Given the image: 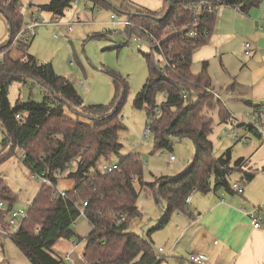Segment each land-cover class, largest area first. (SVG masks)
Instances as JSON below:
<instances>
[{
  "label": "trees",
  "instance_id": "trees-1",
  "mask_svg": "<svg viewBox=\"0 0 264 264\" xmlns=\"http://www.w3.org/2000/svg\"><path fill=\"white\" fill-rule=\"evenodd\" d=\"M74 1L77 0H47L36 6L54 16H64ZM90 1L96 6L108 5L107 0ZM189 1L166 0L160 12L142 8L136 12L120 9L135 23L155 30L163 38L166 53L175 57L172 66L163 69L155 63L154 50L146 54L148 78L134 99L135 107L147 106L155 148L172 149V137L190 138L195 146L194 159L185 171L177 176L162 175L149 181L144 179L142 161L135 153L122 157L116 169L101 171L99 168L102 160H110L123 148L119 135L127 129L121 119L129 93L126 80L114 74L116 92L109 104H84L75 85L58 74L51 63H39L31 54H28V62H23L21 56L12 55V37L25 22L22 0H0V10L7 17L10 28L9 39L0 45V51L4 50L0 61V126L5 147L11 145L10 150L0 153V162L20 147L24 151V163L35 173L46 171L53 180L52 184L41 186L28 217L10 235L33 264H66L63 257L55 254L54 246L61 238L76 235L72 226L82 209L92 225L84 251L89 264H160L162 257L152 239L129 230L131 220L141 214L135 181L151 190L158 204L166 202L156 229L165 227L175 212L192 218L189 197L193 192L234 190L228 175L241 166L243 158L232 163L231 148L222 156L214 157V143L210 138L214 123L211 110L218 106L222 121L229 120L231 115L213 91L208 62H204L202 71L197 74L191 69L194 51L213 34L217 10L204 13L198 25L200 29H209L211 34L208 37L192 36L185 30L178 31L191 20L187 9ZM210 1L245 13L262 2ZM126 28L130 36L136 30L134 26ZM29 44L20 48L26 49ZM27 78L41 83L46 90L45 98L13 106L9 100V87L13 82ZM161 93L165 98L158 103ZM249 128L259 135L253 127ZM63 174L74 184L66 189L65 197H53L59 176ZM253 176V172L244 173L247 180ZM0 200L11 205L17 200V195L1 175ZM0 224L6 225L1 211Z\"/></svg>",
  "mask_w": 264,
  "mask_h": 264
},
{
  "label": "rangeland",
  "instance_id": "rangeland-1",
  "mask_svg": "<svg viewBox=\"0 0 264 264\" xmlns=\"http://www.w3.org/2000/svg\"><path fill=\"white\" fill-rule=\"evenodd\" d=\"M45 1L47 0H22L21 11L24 13L25 21L32 15L42 18L44 22L48 21L53 15L39 10L36 6ZM142 1L107 0V6H96L90 0L74 1L65 10L64 16H60L62 21L73 23L71 32H64L57 37L55 33H60L59 28L44 23L36 29L28 47L22 49L14 46L12 55L19 57L23 54H31L39 63H51L58 74L75 85L86 105L109 104L116 92L114 74L122 76L129 86L128 97L121 114V119L127 126V129L121 131L119 135L123 148L110 160H102L99 168L104 171L103 164L118 163L122 157L135 153L142 161L144 179L151 181L162 175L177 176L185 171L194 159L195 146L190 138L172 137V149H156L154 133L149 138L142 139V133L148 123L147 106L135 107L134 99L148 78L149 62L146 54L150 51V47L146 41H138L134 36H130L126 26L120 22L126 17V13L120 11L121 7L136 12L134 11L138 7L136 5ZM163 6L164 2L156 10L160 12ZM226 6L218 5L217 13ZM112 14L116 15V21L118 20L116 23L113 22ZM9 31L8 19L0 10V45L9 39ZM211 39L212 37L194 51L191 69L197 74L202 71L204 62H208V73L213 85L216 86L217 93L222 96V101L231 115L229 120L222 121L218 106L210 112L214 120L213 131L210 134L214 143L213 156L220 157L231 148L234 160L239 156L250 155L253 161L259 162L264 158V142L262 143L264 136L256 134L249 127L237 126L238 120L246 124H254L251 114L254 111L253 107L245 100L247 96L243 97L238 90L229 89V86H236L240 81L241 75L236 76V69L246 67L249 56L246 53L243 55L234 53L232 55L234 65L228 66V61L226 62L230 74L224 69L221 53H216L211 46ZM238 40H231L236 45L234 46L236 52L241 45ZM247 41L248 39L243 38L242 45L244 46ZM45 95V88L34 78L15 81L9 87V100L13 106L31 99L43 101ZM164 98L165 95L158 94V103ZM225 130L235 133L237 138L231 137L225 133ZM245 137L248 138L247 143ZM3 140L4 133L0 126V153L7 152L11 146L5 147ZM172 154L175 155L176 160L170 164L169 159ZM65 174L60 175L57 182L61 190L69 189L74 184L72 179L64 176ZM0 175L17 195L14 208L29 209L43 185V178L24 163V151L20 147H16L14 154L7 160L0 162ZM240 177L241 174L235 170L228 175L231 185L237 182L244 188L246 183H242ZM135 185L139 192L137 205L141 214L131 220L130 230L147 236L153 233L157 245L166 244L164 242L167 236V232H164L166 227L156 229L166 202L158 204L152 191L142 187L138 180L135 181ZM222 189L225 192L229 191ZM175 215L176 213L171 219H174ZM72 228L76 235L71 238H61L54 246V252L64 258L67 251H71L70 263L89 264L84 257L86 246L84 239L92 230V225L86 215L81 213ZM10 235L5 236L0 232V264H33ZM73 240L79 242L77 247L72 245ZM170 258L166 257L160 264H168Z\"/></svg>",
  "mask_w": 264,
  "mask_h": 264
},
{
  "label": "crops",
  "instance_id": "crops-1",
  "mask_svg": "<svg viewBox=\"0 0 264 264\" xmlns=\"http://www.w3.org/2000/svg\"><path fill=\"white\" fill-rule=\"evenodd\" d=\"M163 2L165 5L166 0H143L136 6L137 9L158 11L156 9ZM211 37V46L216 53H221L226 70L227 61L228 66L234 65L232 55L245 54L246 43H250L248 64L236 69V76L241 75L240 81L236 86H229V89L238 90L243 97L247 96L245 100L254 111L264 110V0L247 13L232 6L218 11ZM243 38L248 39L244 46L241 42ZM233 39H239L241 44L238 52L235 51L234 41H231ZM227 71L230 73L229 68ZM212 88L217 91L213 82ZM238 158H243V162L235 171L241 174L242 183H246L242 193L235 189L225 192L222 188L206 194L195 191L189 197L193 217L175 212L174 219L165 226L166 244L157 245L153 233L150 236L148 234L162 257L161 261L169 256L168 264H197L189 261L188 256L202 252L208 258L200 264H264V158L259 162L253 161L250 155ZM175 160L169 159V163ZM235 160L232 155V163ZM246 172H253L254 176L247 180L244 178ZM255 209L261 221L258 227L254 226L248 214Z\"/></svg>",
  "mask_w": 264,
  "mask_h": 264
},
{
  "label": "built area",
  "instance_id": "built-area-1",
  "mask_svg": "<svg viewBox=\"0 0 264 264\" xmlns=\"http://www.w3.org/2000/svg\"><path fill=\"white\" fill-rule=\"evenodd\" d=\"M217 6L218 5H216L214 2L210 0H190L187 3V9L191 15L190 16L191 20L185 25H182L178 29V31L182 32L185 30L189 35L192 36L202 34L205 37H208L211 34L210 30L207 28L204 30L200 29L198 25L200 24L201 16L206 12L215 10ZM111 17L114 23L118 21V20L116 21L115 14H112ZM120 22L126 27L134 26L136 28V30L133 31L131 36H134L135 40L146 41L149 44L150 51L154 50L156 65H158L160 68L163 69L172 66L175 57L169 56L166 53L165 47L162 44L163 38L158 36L155 30L144 24L135 23L132 19L129 18L128 15ZM44 23H50L59 28L60 33H55V36L57 37L60 36V34H63L64 32L66 33L71 32L73 29L72 26L73 23L69 21H62L60 16H53L48 21L44 22L42 18L32 15L28 20L24 22L19 32L12 37L11 46L20 47L22 45L31 42L32 38L36 33V29ZM250 52H251L250 43H246V53L249 54ZM3 56H4V50L0 51V61L2 60ZM21 60L23 62H28L29 61L28 55L27 54L22 55ZM213 91L216 97L222 100L221 98L222 96L219 93H217L216 90L213 89ZM156 110H158V108ZM251 114H252V118L254 119V124H246L244 121L238 120L237 126L241 125L245 127H253L255 130H257L260 136H264V110L256 109ZM17 117L20 118V114H17ZM152 133L153 132L150 128V125L147 123V126L145 127L142 133V139L144 140V138L146 139L149 138ZM225 133L229 134L233 138H237V135L233 132H229L225 130ZM244 139L245 142L247 143L248 138L245 137ZM175 159H176L175 155L170 156V161H173ZM103 167L105 169L104 171H111L118 167V163H113V164L109 163L105 165L103 164ZM39 175L43 178V184L53 183L52 177L49 174H47L46 171H41ZM232 187L239 193H242L243 191V187L237 182L233 183ZM66 194H67L66 190H61L56 185V189L54 191L53 197L58 195L65 197ZM84 204L86 205L87 202H84ZM29 209H25V208L15 209L14 206L11 205V203H9L8 201L0 200V211L2 213V218L6 222V225L0 224V232L3 233L5 236H7L10 235L12 232L17 231L23 224L25 218L28 217ZM81 213H84L83 209ZM248 214L251 217L254 226L258 227L261 225L260 217L258 216L256 209L254 211L248 212ZM121 219L125 220V217L122 216ZM84 240H86L87 242V237ZM72 245L74 247H77L79 245V242L77 240H73ZM160 250L162 251L163 248L161 247ZM207 258L208 255L202 252L192 253L188 256L189 261L197 264L203 263L205 260H207ZM64 259L66 261V264H74L69 262L70 253H67Z\"/></svg>",
  "mask_w": 264,
  "mask_h": 264
},
{
  "label": "water",
  "instance_id": "water-1",
  "mask_svg": "<svg viewBox=\"0 0 264 264\" xmlns=\"http://www.w3.org/2000/svg\"><path fill=\"white\" fill-rule=\"evenodd\" d=\"M159 19H160V20H162V19H163V17H159Z\"/></svg>",
  "mask_w": 264,
  "mask_h": 264
}]
</instances>
